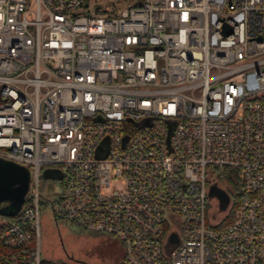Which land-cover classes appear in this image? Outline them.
Returning a JSON list of instances; mask_svg holds the SVG:
<instances>
[{
  "label": "built area",
  "instance_id": "obj_1",
  "mask_svg": "<svg viewBox=\"0 0 264 264\" xmlns=\"http://www.w3.org/2000/svg\"><path fill=\"white\" fill-rule=\"evenodd\" d=\"M0 158L30 171L0 264H44L48 168L118 264H264V0H0Z\"/></svg>",
  "mask_w": 264,
  "mask_h": 264
},
{
  "label": "rangeland",
  "instance_id": "obj_2",
  "mask_svg": "<svg viewBox=\"0 0 264 264\" xmlns=\"http://www.w3.org/2000/svg\"><path fill=\"white\" fill-rule=\"evenodd\" d=\"M127 1L131 0H125ZM220 183L229 192L239 191L235 186H228L224 181ZM214 188L221 190L220 186L214 185ZM62 191L60 181L41 178L40 192L46 203L41 210L45 264H118L125 253L118 237L83 230L71 222L55 221L51 215L50 201L58 198ZM208 199L209 211L216 212L225 206L213 193H209ZM3 221L0 217V223Z\"/></svg>",
  "mask_w": 264,
  "mask_h": 264
},
{
  "label": "water",
  "instance_id": "obj_3",
  "mask_svg": "<svg viewBox=\"0 0 264 264\" xmlns=\"http://www.w3.org/2000/svg\"><path fill=\"white\" fill-rule=\"evenodd\" d=\"M231 30H226L230 33ZM127 137H125V140ZM42 178L47 180H62L60 169H45ZM30 183V171L27 167L0 158V215L3 217H14L22 207L27 195ZM211 187L210 193H213ZM221 202L225 205L229 203V196L224 192L220 196Z\"/></svg>",
  "mask_w": 264,
  "mask_h": 264
},
{
  "label": "flooded vegetation",
  "instance_id": "obj_4",
  "mask_svg": "<svg viewBox=\"0 0 264 264\" xmlns=\"http://www.w3.org/2000/svg\"><path fill=\"white\" fill-rule=\"evenodd\" d=\"M222 193H224V191L222 189L219 190V189L214 188V190H213V194L217 195L219 200H220V196L222 195Z\"/></svg>",
  "mask_w": 264,
  "mask_h": 264
},
{
  "label": "trees",
  "instance_id": "obj_5",
  "mask_svg": "<svg viewBox=\"0 0 264 264\" xmlns=\"http://www.w3.org/2000/svg\"><path fill=\"white\" fill-rule=\"evenodd\" d=\"M237 202H238V201H237ZM0 217H2V219H3V220H6V221H10V220H11L10 218H8V217H3V216H1V215H0ZM45 263H46V261L44 262V264H45Z\"/></svg>",
  "mask_w": 264,
  "mask_h": 264
},
{
  "label": "bare ground",
  "instance_id": "obj_6",
  "mask_svg": "<svg viewBox=\"0 0 264 264\" xmlns=\"http://www.w3.org/2000/svg\"><path fill=\"white\" fill-rule=\"evenodd\" d=\"M46 204V203H45Z\"/></svg>",
  "mask_w": 264,
  "mask_h": 264
}]
</instances>
